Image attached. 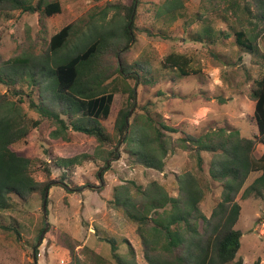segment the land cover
<instances>
[{"label":"rangeland","instance_id":"1","mask_svg":"<svg viewBox=\"0 0 264 264\" xmlns=\"http://www.w3.org/2000/svg\"><path fill=\"white\" fill-rule=\"evenodd\" d=\"M57 1L62 7L59 15L46 17L42 13L14 11L8 18L3 17L0 21V67L20 55L40 57L46 54L54 34L73 23L78 25V31L85 30L92 18L104 14L109 3L125 6L132 3V0ZM165 1L142 0L135 21L137 41L122 58L123 64H141L135 70L144 81L139 86L135 80L129 81L137 89L130 123L137 117H153L158 123L164 122L177 130L170 134L174 140L187 135L200 137L220 128L238 129L248 138L258 135L252 91L255 81L264 75V61L239 46L235 34L245 30L253 35L260 54H264V24L254 19L257 10L252 0H239L242 10H230L229 16L208 15L213 27L225 32L222 40L215 44L193 42L188 38L190 33L198 32L203 26L199 15H206V0H183L185 17L170 25L156 20L153 12L154 3ZM37 2L35 0V4ZM113 15L110 12L107 20ZM160 32H166V37ZM76 43L73 39L70 51L65 54L71 55ZM171 53L189 56L193 59V68L201 73L182 78L177 72L164 68V58ZM106 61L114 77H118L115 72L120 63L118 59L109 56ZM37 88L28 81L15 86L0 82V97L17 101L23 96L26 117L41 121L39 128L32 129L29 137L16 143L14 148L20 156L32 161L31 173L37 182L47 181L43 168L49 167L52 171L50 178L56 181L64 178L69 190L61 183L52 187L46 212L41 193L33 195L26 203L14 198L19 203L0 217V264H75L73 260L76 258L87 264L84 248L105 258L108 264H118L112 255L110 240L116 242L118 255L127 263L149 264L143 239L137 231L138 225L127 219L123 211L109 205L114 198V189L129 181L144 189L157 181L170 195L177 196L176 176L192 172L209 187L200 205L201 210L209 216L220 201L222 186L210 177L211 155L207 152L202 153L205 161L202 172L198 169L196 155L179 148L166 158V167L159 172L134 163L121 141L113 144L118 156H111L107 162L96 159L72 168L57 167L55 162L60 158L94 155L98 143L94 137L73 131L70 132V141L52 139L50 133L54 127L42 120L26 99L32 94L35 102L40 103ZM127 99V95L117 94L111 115L102 121L110 135L114 134L117 114L126 106ZM263 154L264 144H258L256 155ZM102 175L103 181L100 179ZM260 175L261 172L253 173L244 189ZM244 189L237 197L242 209L236 229L243 233L237 259L242 258L244 264L257 261L264 264V200L255 197L242 199ZM8 226H16L20 235L4 228ZM36 250L38 254H35Z\"/></svg>","mask_w":264,"mask_h":264},{"label":"trees","instance_id":"2","mask_svg":"<svg viewBox=\"0 0 264 264\" xmlns=\"http://www.w3.org/2000/svg\"><path fill=\"white\" fill-rule=\"evenodd\" d=\"M206 2V15H199L203 26L196 33L189 32L188 38L193 42L215 44L222 40L225 32L214 28L208 15L229 16L230 10H242V5L239 0ZM141 3L142 0H132L128 6L109 3L103 10L104 14L92 18L83 31L77 30L76 23L63 27L52 36L46 54L40 57L20 55L5 62L0 67V82L15 86L28 81L38 86L41 102L36 103L32 94H28L26 99L42 120L54 127L50 133L52 139L70 141L71 131L96 139L98 147L94 155L60 158L55 162L59 168L80 166L88 160L102 159L107 162L111 156H118L113 144L121 141L134 163L159 172L164 171L166 158L177 148L196 155L201 172L205 163L202 153H209L210 177L222 186L221 199L209 216L200 208L209 187L192 172L176 176L177 196L170 195L157 181L145 189L129 181L114 189V198L109 205L123 211L127 219L138 225L137 231L143 239L149 264H244L242 258L237 259L243 237V233L236 229L242 209L237 197L250 175L261 172L244 189L242 199L255 197L264 200V154L256 155V146L264 144V75L255 81L252 91L258 126V135L252 138L242 136L235 128H220L200 137L187 135L174 140L170 134L177 130L164 122L158 123L153 117H137L130 123L137 89L129 81L135 80L138 86L144 81L135 70L141 64H123L122 58L137 41L135 21ZM252 4L257 10L254 19L264 24V0H252ZM14 11L52 17L61 14L62 7L57 0H38L36 4L35 0H0V21ZM184 11L183 0L153 4L155 19L164 24L170 25L183 19ZM110 12L114 15L108 21L106 17ZM185 29L188 32L189 27ZM159 34L166 37V32ZM235 34L239 46L264 61V54H260L253 35L245 30ZM73 39L77 42L73 53L65 54L70 51ZM109 56L120 62L115 70L116 78L106 61ZM162 65L182 78L201 73L193 68L192 58L179 53L167 55ZM120 93L127 95L128 99L126 106L119 110L114 134L110 135L102 121L111 115L115 96ZM23 99V96L17 101L0 97V217L13 210L18 201L26 203L37 193L45 199L46 193L57 183L64 184V178L58 181L50 178L52 171L49 167L43 168L47 181L37 182L31 173L32 161L20 156L14 148L16 143L29 137L32 129L41 125V121L26 117ZM108 147L112 150H107ZM100 179L103 181V175ZM63 187L67 188L65 184ZM4 228L20 235L16 226ZM109 243L114 260L118 264H129L118 255L116 242L110 240ZM84 250L89 261L87 264L109 263L94 251ZM35 254H38L37 250ZM73 261L82 264L78 258Z\"/></svg>","mask_w":264,"mask_h":264},{"label":"water","instance_id":"3","mask_svg":"<svg viewBox=\"0 0 264 264\" xmlns=\"http://www.w3.org/2000/svg\"><path fill=\"white\" fill-rule=\"evenodd\" d=\"M130 115H132V112L130 113ZM128 122H129V119L127 118V123ZM48 196H49V191L45 195V201H44V206H43L44 212H46V209H47V198H48Z\"/></svg>","mask_w":264,"mask_h":264},{"label":"crops","instance_id":"4","mask_svg":"<svg viewBox=\"0 0 264 264\" xmlns=\"http://www.w3.org/2000/svg\"><path fill=\"white\" fill-rule=\"evenodd\" d=\"M252 174H253V173H252ZM252 174H251V175H252ZM251 175H250V176H251ZM248 179H249V178H248Z\"/></svg>","mask_w":264,"mask_h":264}]
</instances>
